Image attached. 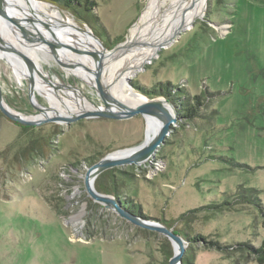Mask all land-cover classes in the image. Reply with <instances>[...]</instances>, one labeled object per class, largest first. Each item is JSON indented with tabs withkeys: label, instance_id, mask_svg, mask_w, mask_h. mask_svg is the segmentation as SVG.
Masks as SVG:
<instances>
[{
	"label": "rangeland",
	"instance_id": "374dc122",
	"mask_svg": "<svg viewBox=\"0 0 264 264\" xmlns=\"http://www.w3.org/2000/svg\"><path fill=\"white\" fill-rule=\"evenodd\" d=\"M15 1L16 13L25 14ZM94 1L95 24L45 3L89 28L115 63L144 33L159 28L158 17L175 0ZM204 7L189 29L180 30L139 71H131L122 89L144 101H169L152 95L159 87L182 91V101L207 91L196 116H182L185 106L177 101V122L154 155L140 164L114 167L120 170L99 179L107 191L115 187L121 198L137 204L144 219L170 221L176 230L201 235L205 240L186 245L184 256L191 264H258L246 253L223 252L206 241L257 245L264 236V0H206ZM13 40L9 43L25 55L30 70L48 83L60 79L68 100L107 106L87 80ZM3 55V100L24 115H37L40 109L29 104L37 97L42 110L53 111L57 101L52 105L20 74L18 62ZM90 69L99 73L93 63ZM74 70L81 73L77 66ZM105 72L102 67L100 73ZM146 131L140 113L48 121L23 129L0 110V264H168L170 241L162 233L119 217L84 187L91 160L142 143ZM243 188L255 190L253 201L237 197ZM223 201L228 203L219 211L203 207ZM189 210L192 219L176 220Z\"/></svg>",
	"mask_w": 264,
	"mask_h": 264
},
{
	"label": "bare ground",
	"instance_id": "6f19581e",
	"mask_svg": "<svg viewBox=\"0 0 264 264\" xmlns=\"http://www.w3.org/2000/svg\"><path fill=\"white\" fill-rule=\"evenodd\" d=\"M205 3L206 0H175L165 9V12L158 17L159 22H161L159 28L155 30L152 29L147 34L144 33L135 44H132L128 48L126 53L122 55V58L115 63L109 62L108 57H106L105 48L95 39L89 28L80 26L62 11L55 7H51V5L45 2L37 0H17V4L21 5L19 9L25 11V14H14L13 17L19 20L22 24L24 23L43 28L57 36L52 37L50 35L56 43H58V41L61 42V45L58 46L57 50L63 58L67 59L68 62L58 63L66 70V73H74L79 78L87 80L90 84L92 83L93 77H96L94 80L98 81L99 84L104 85L106 91L116 98V100L118 99L121 101L120 98H125L124 100L127 103L136 105L140 103V101H144V99L129 92L123 93L124 91H122V89L126 77L130 75L131 71H139L146 63H149L156 55L157 51L160 48H166L180 30L189 29L190 24L204 11ZM33 20L35 21L33 22ZM48 23H51L52 25H48ZM50 27L52 29H49ZM32 32L33 34H29L31 39L26 41V44L29 43L28 48L32 47V49L40 50L42 53L56 61V57L51 53L48 45L37 42L34 38H38V34L34 31ZM3 33L6 39L10 42L14 41L13 38H16V35H21L19 31L9 30L7 27L4 28ZM78 46L81 47V49ZM86 47H89V50H92L93 53L90 54V52L86 50ZM2 49L3 48L1 47L0 55L4 54L7 57H13L17 62L11 52L2 51ZM107 62L109 64H107ZM91 63L97 67L99 73L93 72V70L90 69ZM36 64L37 67L44 72L43 69L40 68V64ZM74 66L79 67L81 73L74 70ZM17 67H19L21 72L25 70L32 77L31 83L36 89L39 88L40 94L48 98L52 105L57 101L54 104V110L49 113L30 116L18 112H12L24 121H40L46 117H58L57 122L65 123L70 118H74V115H80L81 113L91 114L114 111V108L111 106L97 107L95 104L86 103L82 98H72L70 96L72 99L68 100L66 95L60 90L61 82L57 77L51 79V82L48 83L40 77L41 73H39V71L36 69L30 70L25 63L24 65L21 64ZM102 67L107 71L105 72L106 74L100 73ZM104 78L106 80L102 81ZM57 89L60 91L56 92ZM56 93H62V98H56ZM121 95L123 96L121 97ZM1 103L4 104L3 102ZM167 116V113L160 115H144L147 125L145 138L150 137L153 132L160 127L163 119ZM114 154L123 155V152H116Z\"/></svg>",
	"mask_w": 264,
	"mask_h": 264
},
{
	"label": "water",
	"instance_id": "95a60500",
	"mask_svg": "<svg viewBox=\"0 0 264 264\" xmlns=\"http://www.w3.org/2000/svg\"><path fill=\"white\" fill-rule=\"evenodd\" d=\"M15 2V0H0V48L2 47L3 51L11 52L16 58L19 66L20 63L23 65L24 63L28 65L24 59L25 55H18V53L16 52L18 50L9 43L3 33V30L5 27H7L9 30L19 31L21 35H16L17 37L15 38V40L22 44H26V41L28 39H31L29 37V34H33L32 31H34L38 34V36L36 34L38 38H34L37 40V42L47 44L49 50L54 55V57H56V60L58 62L67 63V59L63 58V56H61V54L57 50L58 46L61 45L60 41H58V43L53 41V39L50 37V33H48V31H46L45 29L36 27L34 25H27L24 23L22 24L19 20L13 17L14 14L17 15ZM94 37L104 47V45L95 35ZM20 74L30 80L31 86L32 77L25 70L22 71ZM95 78L93 77L91 85H93L103 95V98L106 101L107 105L113 107L114 111L91 114L81 113L77 117L70 118L68 121H73L79 117L88 116L98 118H125L131 117L138 113L142 114L143 116L146 114L160 115L163 113H167L168 116L163 119L160 127H158L150 137L145 138L142 143L133 147H127L108 153L98 159L96 162L92 163L89 167H87L84 174L85 190L95 202L103 204L105 207L114 211L119 217L142 228L155 230L159 233H162L170 241L173 247V255L169 258L168 264H182V258L184 256L186 244L181 235L175 233L166 225L158 221L147 220L141 216H137L127 211L113 196L98 192L94 186L95 179L102 172L108 169L125 165L140 164L151 158L154 153L158 150L159 146L164 142V139L172 128L173 123L177 122V110L171 101L161 98L146 100L136 105L127 103L123 98H120L121 101L118 99L116 100V98H114L106 91L104 85H101L98 83V81L94 80ZM1 102H3L4 104H2ZM39 109L41 111L40 113H47L46 111L42 110V107H40ZM50 109L52 110L51 106ZM0 110L2 111V113H4L5 116H7L12 121L18 122L25 126H37L44 122L57 121L58 119V117H47L40 121H24L12 113L18 111L12 109L3 100L1 95ZM116 152H123V155H115L114 153Z\"/></svg>",
	"mask_w": 264,
	"mask_h": 264
},
{
	"label": "trees",
	"instance_id": "16d2710c",
	"mask_svg": "<svg viewBox=\"0 0 264 264\" xmlns=\"http://www.w3.org/2000/svg\"><path fill=\"white\" fill-rule=\"evenodd\" d=\"M44 2L51 3L53 5L58 6L61 9L68 10L71 13H73L75 16L77 15L78 18L83 20L85 23L92 24V23H97V17L94 15L93 9L95 6V1L94 0H41ZM165 89L163 92L162 90ZM27 94V90H26ZM207 95L208 92L201 93L200 95H194L191 98L186 97L184 101H182L181 96L183 95L182 91H175L169 89L168 87L166 88H161L159 89H154V92H152V95H165L166 98L169 99L173 104L177 103L179 101L181 104H184V112L182 113V116L187 117V118H192L196 116L198 106L202 105V101L204 100V95ZM28 96V95H27ZM27 99H30L27 97ZM29 104H31L34 107H37L39 109L42 107L41 103L39 102L38 98L35 97L34 99L29 101ZM178 105V104H177ZM177 110V109H176ZM179 112V111H178ZM18 123V122H16ZM23 129H31V126H25L20 123H18ZM34 142V141H33ZM43 146V144H41ZM95 160H91L88 165H91L94 163ZM120 170L118 168H112L107 171L102 172L97 179L94 182V186L96 190L100 193H109L114 196V198L121 204V206L126 209L127 211L141 217H145L142 213L141 208L137 205L131 202L130 200H125L121 198L120 193L117 188L113 187L112 191H107L105 186L100 182L101 177L106 174V173H111L113 171ZM101 176V177H100ZM100 178V179H99ZM255 191L253 188H243L241 191L237 192V197L239 199H246V200H251L253 201L252 198V192ZM247 193V194H246ZM228 203V201H223L222 203H211L208 205H203L204 208H209L210 210L214 211H219L222 209L223 205ZM263 211V210H262ZM192 210L186 211L178 216L176 220H181L185 221V219H192L193 215L190 216V213ZM264 214V211L262 212ZM162 223H164L168 228H170L172 231L175 233L180 234L184 241L185 244L187 245L189 241H194V240H205L202 238L201 235L195 234L193 236H190L188 233L181 231V230H176L173 228V225L171 224L170 221L166 220H160ZM208 244V247H212L215 249H218L223 252H228V250H231L235 253H246L247 255L251 256L258 264H264V236L262 240L260 241L259 244L255 245L250 242H245V241H238L234 242L232 245H224L220 244L218 241H206ZM169 249L167 251V257L168 259L173 255V251L171 249L170 243H168ZM192 260L190 257L187 255L183 256L182 258V264H191Z\"/></svg>",
	"mask_w": 264,
	"mask_h": 264
}]
</instances>
